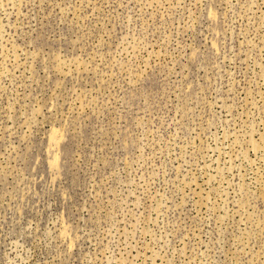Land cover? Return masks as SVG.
<instances>
[{"label":"rangeland","instance_id":"rangeland-1","mask_svg":"<svg viewBox=\"0 0 264 264\" xmlns=\"http://www.w3.org/2000/svg\"><path fill=\"white\" fill-rule=\"evenodd\" d=\"M0 264H264V0H0Z\"/></svg>","mask_w":264,"mask_h":264}]
</instances>
